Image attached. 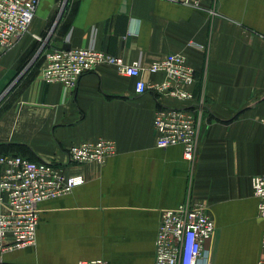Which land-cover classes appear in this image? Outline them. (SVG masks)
Instances as JSON below:
<instances>
[{
    "label": "crops",
    "instance_id": "obj_1",
    "mask_svg": "<svg viewBox=\"0 0 264 264\" xmlns=\"http://www.w3.org/2000/svg\"><path fill=\"white\" fill-rule=\"evenodd\" d=\"M133 19L141 22L138 34ZM64 46L93 47L142 67L182 54L205 105L194 160L184 159L181 145L156 146L159 99L136 95L135 78L114 67L85 73L73 92L43 82V51ZM141 77L161 79L144 70ZM263 117L264 0H209L202 8L173 0H39L29 33L0 48V147L85 182L40 203L35 244L5 253L2 264H153L161 212L187 200L206 205L214 220L209 264H257L262 223L251 178L264 175ZM98 138L113 140L115 155L103 164L69 161L72 145Z\"/></svg>",
    "mask_w": 264,
    "mask_h": 264
},
{
    "label": "built area",
    "instance_id": "obj_2",
    "mask_svg": "<svg viewBox=\"0 0 264 264\" xmlns=\"http://www.w3.org/2000/svg\"><path fill=\"white\" fill-rule=\"evenodd\" d=\"M192 8H202L209 0H173ZM39 0H0V48L11 49L29 33ZM39 76L43 82L59 83L73 92L81 77L100 65L114 67L120 75L135 78L134 92H151L159 99L153 117L156 146L181 145L186 161L194 160L199 140L204 101L193 93L194 69L180 53H169L142 67L139 61L127 63L122 57L93 48L49 49L42 53ZM160 75L145 81L141 72ZM164 99H172L175 105ZM264 124V117L261 119ZM113 140L82 141L68 149L73 164H103L115 155ZM84 177L67 174L56 164L0 152V263L5 253L31 247L36 242L39 205L82 185ZM253 196L258 200L257 217L262 223L260 256L264 264V175L251 178ZM215 223L203 203L187 200L174 209L163 210L155 239L153 264H209L208 243ZM77 264H107L100 259H81Z\"/></svg>",
    "mask_w": 264,
    "mask_h": 264
},
{
    "label": "clouds",
    "instance_id": "obj_3",
    "mask_svg": "<svg viewBox=\"0 0 264 264\" xmlns=\"http://www.w3.org/2000/svg\"><path fill=\"white\" fill-rule=\"evenodd\" d=\"M131 23H132V25L134 27L132 29H130V30L133 32V34H138V28H139V25H140L141 22L138 21V20L133 19L131 21Z\"/></svg>",
    "mask_w": 264,
    "mask_h": 264
},
{
    "label": "water",
    "instance_id": "obj_4",
    "mask_svg": "<svg viewBox=\"0 0 264 264\" xmlns=\"http://www.w3.org/2000/svg\"><path fill=\"white\" fill-rule=\"evenodd\" d=\"M56 22H57V21H56ZM55 24H56V23H55ZM42 49H43V47L40 49V51H41ZM63 49H64V50H68L69 47H68V46H64ZM40 51H39V53H40ZM39 53H38V54H39ZM38 54H37V56H38Z\"/></svg>",
    "mask_w": 264,
    "mask_h": 264
},
{
    "label": "trees",
    "instance_id": "obj_5",
    "mask_svg": "<svg viewBox=\"0 0 264 264\" xmlns=\"http://www.w3.org/2000/svg\"><path fill=\"white\" fill-rule=\"evenodd\" d=\"M0 152H1V153H5V151H4V150H2V149H1V147H0Z\"/></svg>",
    "mask_w": 264,
    "mask_h": 264
},
{
    "label": "rangeland",
    "instance_id": "obj_6",
    "mask_svg": "<svg viewBox=\"0 0 264 264\" xmlns=\"http://www.w3.org/2000/svg\"><path fill=\"white\" fill-rule=\"evenodd\" d=\"M0 264H2V263H0Z\"/></svg>",
    "mask_w": 264,
    "mask_h": 264
}]
</instances>
